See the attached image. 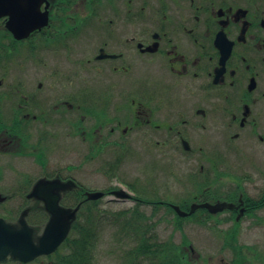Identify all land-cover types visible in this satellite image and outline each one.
<instances>
[{
    "label": "flooded vegetation",
    "instance_id": "obj_1",
    "mask_svg": "<svg viewBox=\"0 0 264 264\" xmlns=\"http://www.w3.org/2000/svg\"><path fill=\"white\" fill-rule=\"evenodd\" d=\"M105 198L208 227L194 263L264 264L240 241L264 227V0H0V221L36 236L51 200Z\"/></svg>",
    "mask_w": 264,
    "mask_h": 264
},
{
    "label": "rangeland",
    "instance_id": "obj_2",
    "mask_svg": "<svg viewBox=\"0 0 264 264\" xmlns=\"http://www.w3.org/2000/svg\"><path fill=\"white\" fill-rule=\"evenodd\" d=\"M75 165V164H73ZM124 164L121 172L125 175L129 174L131 166ZM163 171H180L184 170L182 164H177L172 158L164 161L161 164ZM95 165L93 162L86 163L83 166L85 173H78L77 178L84 182L89 183L91 187L98 188L107 185L108 181L102 179L95 172ZM162 197V196H161ZM99 208V234L98 241L94 251V264H129L130 251L136 246L138 239V232L133 233L132 230L119 229V216L131 218L136 223L145 224L149 222L144 219L143 216L132 213L134 206L130 202L110 201L109 199H103L98 205ZM126 211L125 215L118 213ZM138 210L150 215L151 210L143 207H138ZM87 213H84V216ZM119 215V216H118ZM152 228L149 232L151 238H155L158 241H164L168 238H172L175 243H179L185 237L186 240L196 249L197 252L206 256L212 252L218 250V243L215 241L213 235L208 227L205 226H192L186 223L181 224V229H176L174 221L165 220L167 216H171L164 210L155 211L151 215ZM80 219H82L80 217ZM243 227V226H242ZM220 227H214L218 230ZM253 239L259 240L260 248L264 247V227L254 228L246 233L241 234L240 241ZM197 264V263H192Z\"/></svg>",
    "mask_w": 264,
    "mask_h": 264
},
{
    "label": "trees",
    "instance_id": "obj_3",
    "mask_svg": "<svg viewBox=\"0 0 264 264\" xmlns=\"http://www.w3.org/2000/svg\"><path fill=\"white\" fill-rule=\"evenodd\" d=\"M134 214L142 215L138 208L133 209ZM93 212L84 221H76L61 244L50 256L52 264H94V251L98 241L99 227L92 220ZM180 219V218H177ZM119 229L138 232L136 246L129 252V264H191L186 252L187 240L185 237L179 243L172 238L158 241L151 238L149 232L152 223L137 224L131 218L119 216ZM175 228L181 229L179 220H174Z\"/></svg>",
    "mask_w": 264,
    "mask_h": 264
},
{
    "label": "water",
    "instance_id": "obj_4",
    "mask_svg": "<svg viewBox=\"0 0 264 264\" xmlns=\"http://www.w3.org/2000/svg\"><path fill=\"white\" fill-rule=\"evenodd\" d=\"M100 195L101 192H92L88 193V198H97ZM48 204L52 217L47 222L37 243L32 240L31 231L27 226L15 230L0 221V258L6 257L1 254L2 252L3 254L11 252L13 257L26 261L39 254L51 253L58 247L69 231L70 220L74 218L75 211L61 209L54 204L53 200ZM193 206L195 205H192L190 211H193ZM203 206L215 211L230 205L222 202L215 205L203 204ZM175 209L179 214H183L178 207L175 206Z\"/></svg>",
    "mask_w": 264,
    "mask_h": 264
}]
</instances>
